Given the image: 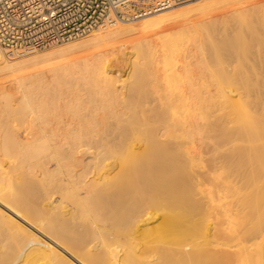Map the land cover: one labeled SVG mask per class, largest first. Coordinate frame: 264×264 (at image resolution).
<instances>
[{
  "label": "bare ground",
  "instance_id": "bare-ground-1",
  "mask_svg": "<svg viewBox=\"0 0 264 264\" xmlns=\"http://www.w3.org/2000/svg\"><path fill=\"white\" fill-rule=\"evenodd\" d=\"M214 1L0 60V264H264V14Z\"/></svg>",
  "mask_w": 264,
  "mask_h": 264
},
{
  "label": "built area",
  "instance_id": "built-area-1",
  "mask_svg": "<svg viewBox=\"0 0 264 264\" xmlns=\"http://www.w3.org/2000/svg\"><path fill=\"white\" fill-rule=\"evenodd\" d=\"M187 0H0V60L83 38Z\"/></svg>",
  "mask_w": 264,
  "mask_h": 264
},
{
  "label": "rangeland",
  "instance_id": "rangeland-1",
  "mask_svg": "<svg viewBox=\"0 0 264 264\" xmlns=\"http://www.w3.org/2000/svg\"><path fill=\"white\" fill-rule=\"evenodd\" d=\"M194 1H196V0H194ZM198 1V0H197ZM227 1H229L228 3H230V4H234L235 5V3H236V1H237V4L239 5V4H246L247 3V1L248 0H227ZM226 1V2H227ZM238 1H239V3H238ZM242 3H241V2ZM252 1H254V0H252ZM210 2V1H209ZM211 2H212V0H211ZM215 2H217V1H214L213 0V3H211L210 5H209V11L210 12H214L213 10L215 9V11L217 10L216 8L217 7H219L220 8V6H222L223 4L220 2V1H218L217 3L219 4V6H218V4L217 3H215ZM225 2V3H226ZM232 2V3H231ZM235 2V3H234ZM201 3V2H200ZM227 3V4H228ZM220 4H222V5H220ZM236 4V5H237ZM249 4V3H248ZM260 4V5H259ZM214 5V6H213ZM257 5V6H256ZM256 5H253L252 7V9L251 10H249L248 11V14H254L253 15V17H252V15L251 16H249L248 18H246V20H243L244 22L246 21V23H243V25L241 24V26H244V27H249V23H251L252 24V19L255 21L256 20V14H264V8H262V7H264V0H260V2H259V0H258V2L256 3ZM218 8V9H219ZM262 11V12H261ZM247 14V13H246ZM251 19V20H250ZM135 21H137V20H135ZM248 21V22H247ZM250 21V22H249ZM253 21V22H254ZM245 24V25H244ZM251 26V25H250ZM243 27V28H244ZM93 33V32H92ZM90 35V34H89ZM88 35V36H89ZM88 36H86V37H83V38H79V39H75V40H71V41H68V42H64V43H62V46H65V45H68V44H70V43H76V42H80V41H83V40H85V39H87L88 38ZM202 43H204L203 45H206V46H204V49L206 50V49H208V51L206 50L205 51V55H207V57H208V60H209V55H211L212 54V52L211 51H209V40H206V41H204L205 39H206V33L205 32H203V34H202ZM209 39V38H208ZM259 41V42H258ZM258 41H253L251 44L253 45V46H251V48H252V52H254L255 51V49L256 50H258L259 48H260V46H259V44H261L260 42H261V40H258ZM208 42V43H207ZM262 42H264V41H262ZM191 43V42H190ZM190 43H188L189 45H190ZM256 43V44H255ZM64 44V45H63ZM188 44H186L185 46L186 47H184L183 48V52L182 53H187V49L190 47ZM236 44V45H235ZM235 45V47L233 48V46ZM262 45H264V43H262L261 44V46ZM59 46H61V44H58L57 46H56V48L57 47H59ZM130 46V45H129ZM129 46H126V50H124L125 51V55H126V58H127V60H130V59H133L134 57H133V55H132V53H131V46L129 47ZM259 46V48H257ZM233 49H237V48H239L240 47V42H239V44L237 45V43H235V42H233L232 43V46H231ZM262 47H264V46H262ZM261 47V48H262ZM130 48V49H129ZM260 48V49H261ZM51 49H54V46H52L51 48L49 47V49H45V50H47V51H49V50H51ZM262 49H264V48H262ZM45 50L44 49H42V50H38V51H36V52H45ZM206 53H208V54H206ZM210 53V54H209ZM216 55H218V53L216 54ZM132 57V58H131ZM207 57H206V59H207ZM206 62H208L209 63V61H207L206 60ZM114 65V64H113ZM116 65V64H115ZM261 65H258V68L260 67ZM110 69V68H109ZM113 70V69H112ZM122 74H125V73H121L120 74V79H125L126 77H127V74H125V75H122ZM147 75V74H146ZM130 76V75H129ZM143 76H145V74L143 75ZM147 77L148 76H145L144 77V79H145V81H149L150 80V76H149V79L147 80ZM203 78V79H202ZM197 79L199 80V81H197ZM209 78H207V76L206 77H201V78H196V80L194 81V87H193V89H194V91L195 90H197V91H195L196 93L197 92H200L201 91V87H202V91L204 90V88H205V86L209 83V80H208ZM141 80H143V77H142V79ZM202 80V81H201ZM144 81V80H143ZM200 82V83H199ZM206 82H207V84H206ZM202 83V84H201ZM203 85V86H202ZM198 86V87H197ZM201 91V92H202ZM186 96L188 97V95H185V100L184 101H182L183 100V98L184 97H182V98H180V101L183 103V105L187 102L186 100Z\"/></svg>",
  "mask_w": 264,
  "mask_h": 264
}]
</instances>
